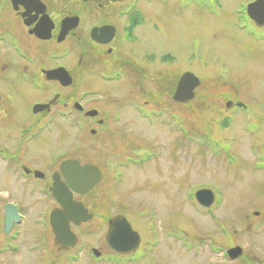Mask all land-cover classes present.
Masks as SVG:
<instances>
[{"label":"rangeland","instance_id":"374dc122","mask_svg":"<svg viewBox=\"0 0 264 264\" xmlns=\"http://www.w3.org/2000/svg\"><path fill=\"white\" fill-rule=\"evenodd\" d=\"M185 1L179 0V12L174 0L162 2L164 37L154 46L162 42L165 51L179 52L180 67L195 58L187 68L202 79L196 97L174 103L168 82L163 103L145 107L149 117L135 107L124 108L128 126L122 132L130 139L122 142L132 150L121 160L130 156L140 163L118 169L104 163L116 159L107 151L119 145L117 139L103 145L98 136L75 141L69 129L62 141L57 131L40 134L43 141L48 135V153L61 147L72 151L81 143L82 159L103 167L104 181L85 198L95 217L72 225L78 243L59 251L49 226L53 206L36 197L19 201L22 220L5 235L2 198L10 194L15 203L23 200L0 184V264H69L73 258L75 264H242L225 255L235 245L254 264H264V169L255 168L264 148V61L256 58L260 52L249 41L234 40L242 31L232 30V13L243 0H220L210 12ZM228 100L244 102L247 110L226 108ZM201 188L215 193L210 209L194 198ZM116 214L125 215L142 236L133 257L115 259L105 244L107 219ZM93 248L101 252L99 258Z\"/></svg>","mask_w":264,"mask_h":264},{"label":"flooded vegetation","instance_id":"af4514ba","mask_svg":"<svg viewBox=\"0 0 264 264\" xmlns=\"http://www.w3.org/2000/svg\"><path fill=\"white\" fill-rule=\"evenodd\" d=\"M163 1L0 0V132L6 131L0 133V184L19 192L23 201L16 197L17 204L40 197L51 211L58 208L53 188L65 182L61 164L68 159L101 171L94 189L74 193V200L87 205L85 198L105 179L102 166L82 159L81 143L51 154L48 135L43 141L42 133L57 131L62 141L69 129L75 141L98 136L103 145L117 139L119 145L107 151L116 159H104L105 166L129 165L130 156L121 160L132 150L124 144L130 139L122 132L128 126L124 110L135 107L140 114L149 103L160 106L165 78L191 71L187 67L195 60L190 57L188 66L180 67L179 52L165 51L162 42L155 48L164 37ZM185 2L207 12L222 3ZM254 2L258 5L249 12ZM173 5L179 12V0ZM232 17V30L242 31L234 40L249 41L264 61V0L241 1ZM2 200L16 201L10 194Z\"/></svg>","mask_w":264,"mask_h":264},{"label":"water","instance_id":"95a60500","mask_svg":"<svg viewBox=\"0 0 264 264\" xmlns=\"http://www.w3.org/2000/svg\"><path fill=\"white\" fill-rule=\"evenodd\" d=\"M252 4L250 8L254 7ZM200 85V79L192 72L184 73L175 90L174 100L177 102H188L194 98L195 89ZM62 172L68 184L74 191L86 193L100 180V172L93 166H80L77 161L69 160L62 164ZM64 186V184H63ZM65 187V186H64ZM58 186L54 189V195L61 202V209L52 211L50 215V225L55 235V244L59 248L69 249L76 242V236L70 230V224L80 225L93 217L82 203L72 200L71 192ZM196 200L204 207H210L215 201L214 193L210 189H200L195 194ZM19 220L16 209L12 205H7L4 218V231L8 233L15 221ZM109 231L105 237L108 247L117 254L134 252L140 245V235L133 230L130 222L125 216L117 215L108 222ZM96 255L100 253L94 250ZM243 253L240 246L232 247L228 250L231 260L239 258Z\"/></svg>","mask_w":264,"mask_h":264},{"label":"trees","instance_id":"16d2710c","mask_svg":"<svg viewBox=\"0 0 264 264\" xmlns=\"http://www.w3.org/2000/svg\"><path fill=\"white\" fill-rule=\"evenodd\" d=\"M242 264H254L252 259L242 258Z\"/></svg>","mask_w":264,"mask_h":264}]
</instances>
